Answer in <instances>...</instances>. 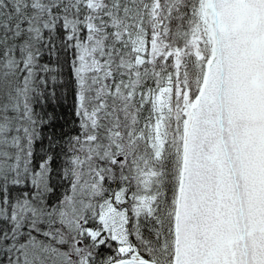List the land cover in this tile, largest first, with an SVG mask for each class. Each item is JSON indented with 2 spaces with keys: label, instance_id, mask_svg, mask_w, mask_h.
Wrapping results in <instances>:
<instances>
[{
  "label": "snow or ice",
  "instance_id": "1",
  "mask_svg": "<svg viewBox=\"0 0 264 264\" xmlns=\"http://www.w3.org/2000/svg\"><path fill=\"white\" fill-rule=\"evenodd\" d=\"M0 264H264V0H0Z\"/></svg>",
  "mask_w": 264,
  "mask_h": 264
}]
</instances>
